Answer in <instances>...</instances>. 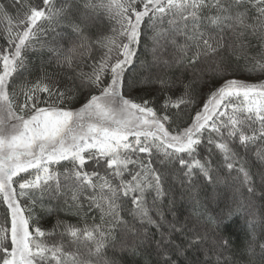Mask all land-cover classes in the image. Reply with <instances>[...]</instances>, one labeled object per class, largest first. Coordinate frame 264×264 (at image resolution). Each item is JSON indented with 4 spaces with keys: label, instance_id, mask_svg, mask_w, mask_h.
Masks as SVG:
<instances>
[{
    "label": "snow or ice",
    "instance_id": "6c2138e0",
    "mask_svg": "<svg viewBox=\"0 0 264 264\" xmlns=\"http://www.w3.org/2000/svg\"><path fill=\"white\" fill-rule=\"evenodd\" d=\"M0 20V264H238L237 217L264 264V0H0ZM45 200L77 223L42 229Z\"/></svg>",
    "mask_w": 264,
    "mask_h": 264
},
{
    "label": "trees",
    "instance_id": "16d2710c",
    "mask_svg": "<svg viewBox=\"0 0 264 264\" xmlns=\"http://www.w3.org/2000/svg\"><path fill=\"white\" fill-rule=\"evenodd\" d=\"M5 23L6 21L0 20V28H2ZM4 46H6V43L2 39H0V47H4ZM145 60L151 61V54H150V50H146L145 43L144 41H142L141 44L137 46V57L135 59L134 66L130 67L128 71L129 78L139 79L145 74L146 70L140 67L141 62ZM35 63L38 65L39 61L37 60L35 61ZM236 78L248 80L249 82H257L258 80V77L256 75L248 76L246 73L243 72H238ZM259 79H264V77H260ZM213 87H215V85L209 84V88H213ZM207 93H208V89H205L204 99L207 98ZM134 94L138 98L143 97L151 100L155 106H159V103L163 98V94L160 91H153L151 87L143 86V85L139 86L138 89L134 91ZM212 158L214 161L217 159V157L215 156H213ZM249 159L251 160L253 158L249 155ZM56 167L61 171L63 170L62 168H59V166ZM253 171L255 172L256 169L253 168ZM165 187L170 188L171 192H175L176 194L174 197L176 200L175 211L177 212L179 219L182 222L185 221L190 213L192 201L187 196L181 195V192H183L184 189L178 180L169 177L166 181ZM220 190L223 191V186H221ZM198 191H200L201 199L203 201L205 199L206 194H211L213 192V187L211 185L205 186L203 182H201ZM255 203L257 210H259L261 207V201L257 199ZM169 207L170 206L168 205L167 201H165L161 205V208L167 214L168 219H173V216L169 211ZM44 208L46 209L50 208L52 209V211L50 213L47 211H43L40 206H37L35 211L36 214L39 216V226L46 231H50L58 220L70 222L72 224L77 223V218L75 216L68 214L67 211H65L62 202L59 205H57L55 201L48 203V201L45 200ZM211 209L218 210L215 204L211 205ZM3 216H4V206L0 204V223L3 222ZM227 233L230 235V238L233 241V245H234L233 252L235 253L238 259V264H246L247 258L242 256V249L244 248L245 242L248 239V235H247L248 228L244 218L237 217L234 223L229 225L227 229ZM151 251H152L151 249H148V251L145 253L143 258H137L141 260V264H144V260H148V259H151L152 264H154L156 257L154 256V254L151 255V257H149V253H151ZM191 256L193 259L197 258L195 252L191 253ZM125 264H132V258H127Z\"/></svg>",
    "mask_w": 264,
    "mask_h": 264
}]
</instances>
